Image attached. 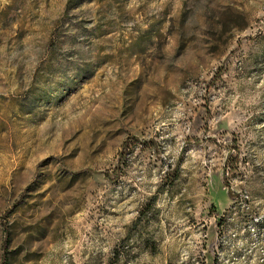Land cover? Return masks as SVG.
Segmentation results:
<instances>
[{
    "label": "rangeland",
    "instance_id": "1",
    "mask_svg": "<svg viewBox=\"0 0 264 264\" xmlns=\"http://www.w3.org/2000/svg\"><path fill=\"white\" fill-rule=\"evenodd\" d=\"M5 230V264H264V0H0Z\"/></svg>",
    "mask_w": 264,
    "mask_h": 264
},
{
    "label": "trees",
    "instance_id": "2",
    "mask_svg": "<svg viewBox=\"0 0 264 264\" xmlns=\"http://www.w3.org/2000/svg\"><path fill=\"white\" fill-rule=\"evenodd\" d=\"M129 144L127 143V141L124 143V150L127 149V146ZM228 194L231 198H236L238 197L239 195L235 192H233L231 189H228ZM8 240H9V236H8V232L5 230V239H4V245H3V249H4V252H3V256H2V260L0 262V264H5L6 262V247H7V243H8Z\"/></svg>",
    "mask_w": 264,
    "mask_h": 264
}]
</instances>
